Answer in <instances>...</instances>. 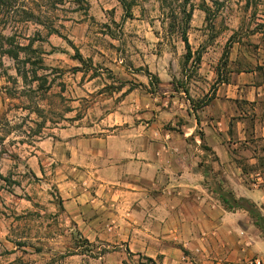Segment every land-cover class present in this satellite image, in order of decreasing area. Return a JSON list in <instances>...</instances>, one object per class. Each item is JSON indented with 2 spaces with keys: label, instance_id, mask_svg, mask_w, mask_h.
Here are the masks:
<instances>
[{
  "label": "crops",
  "instance_id": "1",
  "mask_svg": "<svg viewBox=\"0 0 264 264\" xmlns=\"http://www.w3.org/2000/svg\"><path fill=\"white\" fill-rule=\"evenodd\" d=\"M201 59L205 94L178 64L119 60L88 115L41 141L31 163L53 176L64 215L90 242L157 264H264V36ZM157 78V83L153 78ZM199 90V89H197ZM205 97V100L203 98Z\"/></svg>",
  "mask_w": 264,
  "mask_h": 264
},
{
  "label": "rangeland",
  "instance_id": "2",
  "mask_svg": "<svg viewBox=\"0 0 264 264\" xmlns=\"http://www.w3.org/2000/svg\"><path fill=\"white\" fill-rule=\"evenodd\" d=\"M259 1L190 0L184 14L179 0H67L48 13L52 33L17 23L20 61L6 56L0 65V264H139L123 248L85 245L62 211L53 176L36 174L31 159L41 141L86 115L92 120L95 87L113 84L119 60L135 70L142 54L153 64L164 57L171 69L178 64L177 83L186 93L205 94L206 84L211 90L201 59L216 55L220 67L234 44L264 36ZM188 14L189 59L181 39ZM37 33L41 38L21 51Z\"/></svg>",
  "mask_w": 264,
  "mask_h": 264
},
{
  "label": "trees",
  "instance_id": "3",
  "mask_svg": "<svg viewBox=\"0 0 264 264\" xmlns=\"http://www.w3.org/2000/svg\"><path fill=\"white\" fill-rule=\"evenodd\" d=\"M67 0H0V65L1 58L9 57L15 64L20 61L19 53L17 52V23H24L26 25L35 24L43 26L50 33L52 29L49 27L48 13L51 10L57 9L63 6ZM77 2H82V0H76ZM162 2H167L168 0H161ZM178 1V0H176ZM183 8V13L186 14V7L189 5L190 0H179ZM259 3H262L260 0ZM191 15H186L184 20V25L182 26L181 39L186 46L187 58H191V47L189 44L187 32L191 20ZM170 19L176 20L177 18L174 14L169 16ZM11 29L13 34L5 35L7 30ZM41 38V35L37 33L34 38H26L30 43L27 46H20L21 51H28L31 49V43L36 39ZM10 43V48L5 49V44ZM200 60V57L198 58ZM16 68V73H17ZM19 73V72H18ZM0 178L4 179L0 174ZM238 206L247 210L252 218H254L258 226L264 232V216L253 204L249 201L242 200L237 203ZM83 243L87 246L92 244L88 240H84ZM128 259L134 261V258H138L139 264H157V262L151 258H147L141 255H134L127 251ZM126 264V263H125Z\"/></svg>",
  "mask_w": 264,
  "mask_h": 264
}]
</instances>
